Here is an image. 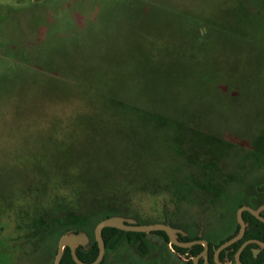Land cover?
<instances>
[{
	"label": "rangeland",
	"instance_id": "374dc122",
	"mask_svg": "<svg viewBox=\"0 0 264 264\" xmlns=\"http://www.w3.org/2000/svg\"><path fill=\"white\" fill-rule=\"evenodd\" d=\"M188 56L194 57L189 63ZM173 59L201 75L215 66L214 81H225L234 67L235 97H210L207 80L180 84L173 70L164 71ZM125 118L132 120L128 128ZM201 119L206 122L189 158L195 177L184 191L157 196L156 206L138 198L135 216L180 224L185 235L216 227V237L206 236L217 243L227 235L225 223L229 234L234 230L236 205L248 184L264 176V0H0V264L52 263L59 235L46 251L31 241L36 233L20 231L21 225L43 227L38 211L50 202L54 221L64 228L94 227L66 200L60 209L45 197L59 191L71 198L76 189L71 171L57 169L52 159L95 148L97 158H108L105 169L120 175L126 168L150 179L164 166L168 172L179 167L181 159L169 155L165 161L166 152L142 151L140 144L159 126L173 135L176 122ZM130 127L135 141L124 140ZM109 129H116L115 137ZM123 146L135 153L128 164L120 152H111ZM107 150L111 156L100 155ZM140 151L144 160L137 157ZM146 233L162 248L158 258L170 254L162 236ZM16 242L28 257L19 255Z\"/></svg>",
	"mask_w": 264,
	"mask_h": 264
},
{
	"label": "trees",
	"instance_id": "16d2710c",
	"mask_svg": "<svg viewBox=\"0 0 264 264\" xmlns=\"http://www.w3.org/2000/svg\"><path fill=\"white\" fill-rule=\"evenodd\" d=\"M200 31V30H199ZM194 58L192 56H188V63L189 61ZM197 59V58H196ZM174 60V59H173ZM171 61V64L167 67V69L164 71L173 70V73H176L177 76L174 77L175 80H177L180 84L189 82V81H199L204 82L207 80L208 84L211 83V88L204 89L210 97H216L219 98L220 94L226 97L225 101L232 100L235 96L231 94V92L235 93V90H233V87H239L236 84L238 83V79L235 80V68L229 67L226 70V80L225 81H217V79L214 81V75L217 74L218 70H216L215 66H212L209 68V70H204L206 73L201 75L202 70H196V71H186L185 66L186 64H182L178 61ZM257 72L254 73V76ZM210 80V82L208 81ZM256 80V79H254ZM197 83V82H196ZM259 84V83H258ZM257 84V87L260 85ZM248 88H246L247 90ZM215 93V94H214ZM222 97V96H221ZM244 98L243 96H241ZM122 103L116 102L113 106L121 108L123 107ZM119 105V106H117ZM136 106L139 104H132V106ZM140 107V106H139ZM142 109H144L147 112L154 113L156 115L162 116L163 114L158 112L157 110L153 109L151 106H142ZM111 111V112H110ZM114 110H109V113L112 114ZM173 113V112H172ZM180 113H184L183 110L180 111ZM174 114V113H173ZM132 116L130 113L127 115ZM131 118H125L123 124H125V127L128 128V123L132 122L130 120ZM137 120L136 118H134ZM127 120V121H126ZM119 121V120H118ZM117 121V122H118ZM115 122V121H112ZM206 122L205 120L200 121H180L179 123L176 122V124H173L174 134L170 135L169 132L162 126H159L156 130L157 134H152L149 138V140L142 142L141 149L142 151L149 150L151 147H155L159 150V152L164 153L163 160H167V156L172 155L175 158H180V162L178 165L179 167H170L167 169H170L171 171H165V166L163 168H160L158 170V175L155 173L154 176L149 179V177H141L138 174H134L133 171L130 169L124 168L122 170L123 173L120 175L117 174V172L114 169H105L104 165L107 163L108 158L102 159L97 158L95 155L96 149L90 151V154L81 153L78 152L76 149L72 153L67 150L69 154V159L64 158L63 161L52 159V165L55 166L57 169L60 168H66L71 171L73 174L74 179V185L73 189H75V192L70 194L71 198L65 197L62 195L59 191H54L51 193V195H45V197L51 196L53 203H55L57 206L62 208V204H65L64 202H60L62 200H66L68 202L69 206L75 211L77 216L80 219H91L92 224L95 226L96 222L100 219L106 218L110 215L114 214H122V215H131L135 214L137 210L139 209L136 207L139 203L138 198H141L140 201L145 198H150L151 202L150 204L152 206L157 205V200L159 195L164 196H170L174 192V188H179L184 191V188L186 184H189V181L193 179L195 176L191 174L192 169H194L193 163L189 162V158L191 156V153L195 152L197 148V132L199 129V125L201 123ZM139 123V122H138ZM142 126V125H141ZM179 130H182V135L179 133ZM110 137L116 136V129H109L108 130ZM136 131L133 127H130L128 129V135L124 138L125 141H135L136 138ZM124 149H120L117 151L116 149L112 148L111 152H120L122 156H125V163L132 162V159L135 158V153L130 154V152H127L125 150V146H123ZM162 147V149L160 148ZM142 151L137 153V157L140 160H144V156L142 155ZM101 156L108 155L111 156V153H108V150L105 153L99 152ZM170 153V154H168ZM53 154V153H51ZM52 156V155H51ZM53 157V156H52ZM184 165V166H183ZM196 166V164H195ZM158 168V167H155ZM73 172H72V170ZM154 169V168H153ZM182 172V174H181ZM179 173V174H177ZM127 176L129 179L125 178ZM90 177V179H88ZM93 179V181H91ZM101 184L103 187H101ZM92 188L94 189L93 191ZM72 189V190H73ZM71 190V192H72ZM178 194H175V198ZM57 197L58 199L54 200V197ZM48 200V201H49ZM138 202V203H136ZM50 204H52L50 202ZM50 204H46V206H42V209H39L38 211V217L42 220L44 226L39 227V230H37L36 227H32L30 229L27 226L24 228L23 225L20 227V231L25 233H36V236L31 239V241H36L34 244L38 243L37 245L41 244V241L44 242L43 244L47 246L51 240H56L57 236L59 237L67 232L70 231L73 228H87V227H63L62 223L58 221H54L56 219V213L54 214V209L50 206ZM33 205L31 203L30 207ZM139 206V205H138ZM150 206V205H149ZM52 208V209H51ZM59 209V208H58ZM16 210V208H15ZM20 208H17V211H19ZM30 210V209H29ZM51 211V212H50ZM60 213V212H58ZM19 213L16 214L15 217L22 218ZM31 214V212H30ZM253 217L248 213H243V219L245 221H248ZM256 225L248 227L244 233V236L242 240L237 241L236 243L230 245L227 250L229 252L228 258L230 260H233V254L236 252L240 244L243 240L249 239V238H258L260 240L264 241V224L261 222L254 220ZM85 222V221H84ZM82 225H86L83 223ZM92 225V226H93ZM43 228V229H41ZM238 228V225L237 227ZM29 229V230H28ZM92 227L88 230L92 232ZM24 230V231H23ZM28 230V231H27ZM159 233L164 234L161 231H158ZM117 233H122V231L106 227L102 229V237L104 242L112 243L114 240H111L112 235H116ZM131 235H143V233H137V232H130ZM234 235V234H233ZM165 238L166 235L164 234ZM111 237V238H110ZM193 237V236H192ZM196 237V236H194ZM232 237V236H230ZM228 237V238H230ZM227 238V239H228ZM119 238L116 239L118 241ZM186 239V238H184ZM39 240V241H38ZM145 241L142 240V243ZM223 239L219 241V243H222ZM116 243V242H115ZM218 243V244H219ZM218 244H213L214 247H217ZM54 246V245H53ZM52 246V248H53ZM256 246L254 243L247 245L243 251L240 254V260L245 264H264V249L260 251V253L257 255V257H254L252 254V247ZM114 244V248H115ZM113 248V245L112 247ZM177 248V247H176ZM181 251H185V249L178 248ZM202 247L201 245H194L189 250L190 255H196L201 251ZM92 252V255L88 252H83L82 256L79 252L77 253L78 256L82 260H88L94 258L95 254L97 253V246L95 241L92 243V248L90 250ZM213 249L210 248L209 254H208V262L205 264H215L212 257ZM85 257H88V259H85ZM225 253H221L219 256V260L221 262H224L225 260ZM60 264H74L69 250L66 249L64 251V254L62 256V259L60 261ZM189 264H192L191 261ZM198 264H204V260L201 259Z\"/></svg>",
	"mask_w": 264,
	"mask_h": 264
},
{
	"label": "flooded vegetation",
	"instance_id": "af4514ba",
	"mask_svg": "<svg viewBox=\"0 0 264 264\" xmlns=\"http://www.w3.org/2000/svg\"><path fill=\"white\" fill-rule=\"evenodd\" d=\"M244 194H245V196H244L245 198L243 200H240L239 201L240 203H237L236 210L234 212V214H235V216H234V220H235L234 221V225H235L234 226V230H232V232L229 234V232H230V229H229L230 228V224H228V222L226 221L227 223H225L223 225V227H222L223 229L222 230L227 231V233H226L227 235L224 238H220L218 240L216 239V241H218L217 243H214V242L210 241L209 236H208V238L206 236V233L209 232L211 235L214 234L215 237H216V234L215 233H216L217 229H219V228H216V227L215 228H212V229L211 228L205 229V231L201 233L202 235L201 234L199 235V232L196 233V234H192V235H185V234L182 233V230L184 231V229H182L183 226H181L180 224L177 225L176 223L170 222L169 220L157 219V220H151L150 222L149 221L148 222L147 221H144L143 222V221H139L137 219V217L135 216V214H131V215L130 214L129 215H126V214L125 215H122V214H114V215L108 216V217H111V216H119V217H122L124 219L125 223H126V220L131 219V220H134V223H136V224L162 223V224L169 225L170 227L175 228V229L178 230V232L176 233V238H177V240L179 242H188V241L203 239V240H205L207 242V251H206V257H207V259H205L204 256L200 255L201 252L204 249V246L201 243L193 244L192 245V246H194V245H201V247H202L201 251L199 253H197L196 255H190L188 249H190L192 246L183 247V246L177 245L175 243H171L169 241V238H168V236L166 235L165 232L161 231V232H163L166 235L167 238H165L164 234L158 232L160 230H154V231H150V233L152 232L155 235L162 236L163 239L165 240V243H166V246H167V250L170 252V254H166L164 252L163 253V256L161 257L162 259L161 258H158V256H159V253L158 252H160L162 250V248H160L159 245L156 242H153L151 239L148 240V238H147L148 237L147 236L148 234L146 232H137V233H143V235L137 236V235H131V234H129L130 232H135V231H128V230L118 229V230L122 231V233L121 234L120 233H117L116 235H112V238L111 237L110 238H111V240H114V242L107 243V244L103 240L102 231H101V237H102L103 244H104V251H103L102 259L100 260V262L98 264H159V263L160 264H163L162 261H165L166 264H176L177 263L176 261L179 260V259L182 261V264H189L190 261L193 264L194 257H196L198 255H200V256H199V258L197 260V264H198V262L201 259L204 260V264H205V263L208 262V254H209L210 248L213 249L212 257H213V261H214V252H215V250L221 244H223L225 241H227V240L231 239L232 237H234L235 235H237V233L239 231V224H238V221H237V210H238L239 207L245 205V206H248V207H250V208H252L254 210H258V215L262 219H264V176H263L262 180L259 181V183L255 184V186H253L252 184L249 183L248 184L247 191ZM167 199H168V197H167ZM244 212H248L253 217V219L250 218V219H248V221H245L243 219L244 222H245V231H246V229L248 227L252 226L251 223L252 224L254 223L253 225H256V223L254 221L255 219H256V221L261 222V223L264 224V221L263 220L259 219L257 216H255L254 214H252L251 212L246 211V210L242 212V218H243V213ZM108 217H106V218H108ZM103 219H105V218H103ZM101 220L102 219H100L99 221H101ZM99 221H97L96 224ZM191 223H193L194 225H195V223H197V225L199 226V228H200V226L202 227V225L200 223L196 222V221H193ZM96 224H95V226H96ZM237 225H238V228H236ZM95 226L93 227L92 232L90 230H88L87 228H73L70 231L65 232V233L83 234L86 237V240H85L84 243H77L75 245V254H76L77 258L80 261L85 262V263H90V262L94 261L96 259L97 255H98V253H99L98 244L96 242L95 235H94V228H95ZM198 226H195V227L194 226H191V228L193 227L195 229H198ZM111 228H113V227H111ZM115 229H117V228H115ZM197 231H199V230H197ZM245 231H244V233H245ZM65 233H63L62 235H64ZM194 236H196V237H194ZM230 236H232V237H230ZM243 236H244V234H243ZM243 236H242V238H243ZM228 237H230V238H228ZM59 238H58V241H59ZM117 238H119L118 241H116ZM184 238H186V239H184ZM242 238H240L239 240H242ZM222 239H223V242L222 243H219V241L222 240ZM142 240L145 241V242L142 243ZM239 240H237V241H239ZM247 240H259V241L264 242L263 240H260L258 238H249V239L243 240L242 243H244ZM22 241H23V243H25V240H22ZM58 241H57V245H58ZM93 241H95V243H96L97 253L95 254L94 258L91 259L90 261H88V260H82L78 256L77 253L79 252L82 256H84L83 255V252H88V253H90L92 255V252H90V250L92 248ZM236 242H234V243H236ZM16 243H18V242H16ZM234 243H232V244H234ZM252 243H254L256 245V246H253L252 249H251L252 250V254H253L254 257H257V255L260 253V251L262 249H264V248L263 247H260L259 244L255 243V242H250L247 245L252 244ZM114 244L116 246L115 248H114ZM213 244H218V245H217V247H214ZM232 244H230V245H232ZM241 244H240V246H241ZM57 245H56V249H55V252H54V255H53V259H52V263L51 264H53V260H54V257L56 255V252H57ZM112 245H113V248H111ZM18 246L19 247H18L17 251L19 250V255H20L21 252L24 253V251L22 250V247L19 245V243H18ZM229 246L223 248L219 252V254H218V260H219L220 254L223 252V253H225V256L226 257H225L224 262H221L219 260L220 263H222V264H237L236 261H235V253L236 252L233 254V260H230L227 257L228 254H229L227 248ZM239 247H238V249H239ZM33 248H34V244H29V246L27 247V249L30 250L31 252L34 251ZM38 248L39 249L42 248V249H44L46 251H51L53 249L52 247H47L44 244H41V245L39 244L38 245ZM178 248L185 249V251H181ZM66 249L69 250L70 256H71L74 264H77L74 261L73 257H72L71 250H70L69 247L66 246L64 248L63 253H62V256H63L64 251ZM9 252H11L12 254L14 253V255L16 256V258H15L16 261L19 259L20 256L18 257L15 254V250H13V251L11 250ZM25 254L26 253H24V255H23L24 257L26 256ZM160 254H161V252H160ZM240 254H239V259H240ZM185 255L187 256V259H182V257H184ZM26 257H28V256H26ZM85 259H88V257H85ZM175 259H177V260H175ZM165 262H164V264H165Z\"/></svg>",
	"mask_w": 264,
	"mask_h": 264
},
{
	"label": "water",
	"instance_id": "95a60500",
	"mask_svg": "<svg viewBox=\"0 0 264 264\" xmlns=\"http://www.w3.org/2000/svg\"><path fill=\"white\" fill-rule=\"evenodd\" d=\"M245 210L251 212L252 214L257 216L259 219L264 221V219H262L258 215V210H254V209H252L248 206H245V205L239 207L237 210V221L239 224V231H238L237 235H235L231 239L225 241L223 244H221L215 250L214 262L216 264H222L218 260L219 252L223 248L229 246L230 244H232V243L236 242L237 240H239L240 238H242L244 231H245V222L242 218V212ZM105 227H113V228H117V229H121V230H128V231H135V232H150V231H154V230H160V231H163L166 233V235L168 236L169 241L171 243H175V244L183 246V247H189V246H192L193 244L201 243L204 246V249L200 255L204 256V258L207 259V257H206L207 242L203 239L193 240V241H188V242H179L176 238V233L178 232V230L170 227L169 225L162 224V223L136 224V223H134V220H131V219L126 220V223H125V221L122 217L111 216V217H108V218H105V219H102L101 221H99L94 228V235H95V239H96V242H97L98 248H99V253H98V255L94 261H92L90 263L82 262L77 258L76 254H75V245L77 243H84L86 240V237L83 234L65 233L64 235H62L59 238L58 245H57V252H56V255L54 257L53 264H59L60 263L63 250L66 246L70 248L72 257L77 264H98L100 262V260L102 259L103 251H104V244H103V240L101 237V231ZM250 242H255V243L259 244L260 247L264 248V242H262V241H259V240H247V241H245L244 243L241 244V246L239 247V249L235 253V261L237 264H244L240 261L239 254L241 253L243 248ZM200 255L194 257L193 264H197V260H198Z\"/></svg>",
	"mask_w": 264,
	"mask_h": 264
}]
</instances>
